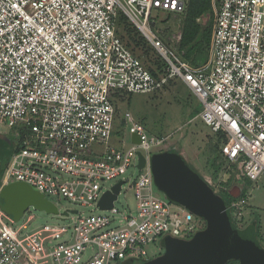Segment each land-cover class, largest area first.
Listing matches in <instances>:
<instances>
[{
	"label": "built area",
	"instance_id": "obj_1",
	"mask_svg": "<svg viewBox=\"0 0 264 264\" xmlns=\"http://www.w3.org/2000/svg\"><path fill=\"white\" fill-rule=\"evenodd\" d=\"M189 1L0 0V134L23 137L0 191L25 183L69 221L30 230L32 216L15 222L0 203V264H83L85 258V264L145 263L152 260L149 246L166 238L188 241L206 228L156 189L151 157L167 148L169 137L148 135L127 113L120 146H114L117 92L150 95L180 80L201 104L199 118L227 138L226 158L240 176L256 182L264 174V0H212L209 58L200 67L177 50L181 19L174 48L165 44L154 18L182 17ZM119 14L164 60L165 75L154 78L126 48L116 33ZM130 169L139 173L131 184L136 206L120 212L115 205L126 184L121 178ZM120 182L113 207L101 210L104 195ZM62 199L108 215L60 212ZM242 205H230L235 221Z\"/></svg>",
	"mask_w": 264,
	"mask_h": 264
},
{
	"label": "water",
	"instance_id": "obj_2",
	"mask_svg": "<svg viewBox=\"0 0 264 264\" xmlns=\"http://www.w3.org/2000/svg\"><path fill=\"white\" fill-rule=\"evenodd\" d=\"M133 143H140L136 134L133 135ZM139 163V169L146 165L142 154H139ZM151 166L156 188L171 202L185 207L205 221L206 228L188 241L166 238L165 253L143 264H228L233 260L239 264H264V246L258 239L255 225L245 230L236 226L226 200L205 178L192 170L182 154L169 151L158 153L152 156ZM122 184L118 183L104 195L99 203L101 210L113 207ZM241 191L235 187L230 193L238 198ZM0 199L3 201L2 210L15 222H19L31 208L49 215H60L52 202L25 183L5 186L0 192ZM63 216H69V212Z\"/></svg>",
	"mask_w": 264,
	"mask_h": 264
},
{
	"label": "rangeland",
	"instance_id": "obj_3",
	"mask_svg": "<svg viewBox=\"0 0 264 264\" xmlns=\"http://www.w3.org/2000/svg\"><path fill=\"white\" fill-rule=\"evenodd\" d=\"M169 15H171L170 20L167 21L166 24L163 22V25H161L162 21L166 20ZM154 18L156 20L158 19L157 29L160 30L161 35L167 36L164 40L165 44L175 48L176 43L174 42V36H176L179 32L178 25L180 23V15H177L176 13H161L155 14ZM171 88L172 89H169L167 87L166 89L164 88L161 90V92L156 93L154 99H152L153 96L151 97L150 95H135L134 102L131 103L130 107H128L126 103L118 101L116 103L118 115L120 118H124L125 114L130 113L134 119L138 121H140L142 117H145V126L147 127L148 134L158 137L151 133L163 131L164 135L169 137L166 142V150L173 148L181 153L186 158L188 164L194 167L200 176L204 177L205 180L211 183L215 192H220L223 189V183H227L229 178L232 176H234L235 180L238 181L237 178L240 174H238V171L234 168L235 165L223 162L225 151L222 144L218 147L217 151H213L212 147L218 141L217 133H214L211 128L206 126L199 117L189 120L188 115L192 107L195 106L194 104L199 103L196 96L179 81L174 82V84L171 85ZM182 92L186 95L182 96ZM189 96L190 99H193V102H191L192 105L184 107L183 99ZM1 135L0 149H3L8 145L4 142L6 135L12 137L15 136V133L6 131ZM113 144L114 146L118 145L117 142H113ZM129 144L130 138L127 136L126 145ZM156 154H158V151L154 152V155ZM214 159L217 164H219V169L216 171L218 172L217 174L211 167ZM138 175V171L134 169H130L129 171L123 173L121 179H124L126 184L115 205L120 212H124L128 209L132 211L135 210L136 203L131 189V184ZM115 183L116 182L113 181L107 184V186L110 187ZM239 183L243 189L242 193L244 192L246 197L237 200L244 201V205H242L239 210L242 214L241 220H239V222L236 221V224L238 227L245 228L257 219L259 228L264 236V174L256 182L250 181L247 178H242ZM232 185L231 189L235 185L239 186L237 182L232 183ZM157 191L162 194L158 189ZM62 201L63 202L58 205L60 212L66 209H77L86 216L96 214L108 215V212H97L96 210L94 211L93 208L76 207L63 199ZM29 216L33 217L30 230H35L36 228L46 225H62L69 223V221L63 222L57 216L49 215L45 212L31 208L28 212H26L21 224L25 222ZM199 221L201 227L204 228L206 226V222L203 220ZM67 240H69L68 237L63 238L64 242ZM148 250L150 252L151 259H154L165 253V246L163 243L158 242V244L149 246ZM85 263L86 258L84 259L83 264Z\"/></svg>",
	"mask_w": 264,
	"mask_h": 264
},
{
	"label": "trees",
	"instance_id": "obj_4",
	"mask_svg": "<svg viewBox=\"0 0 264 264\" xmlns=\"http://www.w3.org/2000/svg\"><path fill=\"white\" fill-rule=\"evenodd\" d=\"M171 15L166 18V20L162 21L161 25H163V22L166 24L167 21L170 20ZM201 17H207L209 18L208 21L205 24H202L198 21ZM181 19V41L177 46V50L181 53H183V58L185 61L189 62L194 67H200L208 61L209 58V47L211 42V36H212V29H213V23H214V13H213V7H212V0H190L186 14ZM116 33L119 36V38L122 39L123 43L125 44L126 48L132 52V54L138 58L143 65L150 71L152 76L154 78H160V76L165 75L166 73V63L164 60L152 49L151 46H149L148 42H146V39L140 34V32L133 26V24L128 20V18L124 14H119L117 23H116ZM165 34V33H164ZM163 40L167 38V36L162 35ZM165 42V41H164ZM181 82L180 80H170L164 88L167 87L169 89L171 88V85L174 84V82ZM184 84L183 82H181ZM185 85V84H184ZM186 86V85H185ZM187 87V86H186ZM163 88V89H164ZM188 88V87H187ZM168 89V90H169ZM189 89V88H188ZM190 90V89H189ZM191 91V90H190ZM161 92V91H159ZM156 92V93H159ZM192 92V91H191ZM150 94L152 99H154L155 94ZM182 92V96H184ZM134 96L132 94H127L124 92H117L114 94V100L113 103L116 106L117 110V118L115 122V129L113 132V142L119 141V139H122L125 131V120L124 118H120L118 115V108H117V102H124L127 104L128 107L131 106V103L134 102ZM181 96V95H180ZM181 96V97H182ZM182 99V98H181ZM192 100V101H191ZM184 104L183 106L186 107L188 105H192L191 102H193V99H190L189 97H186L183 99ZM195 106L192 107L188 118L189 120H193L194 118L198 117L202 111V106L200 103L194 104ZM139 117V116H138ZM145 117L141 118L140 121L136 120L137 123L142 125L145 130L147 131V127L145 126ZM155 136H158V138H164L167 137L164 135L163 131H159L156 133H151ZM2 135L0 134V137ZM218 141L215 145H213V151H217L218 147L222 144V146L226 143L227 138L222 134H217ZM9 141L6 148L0 149V186H1V180L4 176V173L6 171L7 165L10 161V158L14 152H17L22 147V141L23 137L16 138V136H9L6 135L5 141ZM10 144V145H9ZM117 146H120L119 144ZM171 153H177L180 154L178 151L174 150L173 148L169 151ZM225 163H230L229 160L226 158V153L224 154V160ZM234 165V164H233ZM192 170H194L196 173H198L194 167H192ZM215 173L219 169V164L214 159L213 165H212ZM236 169V164L234 166ZM238 181L234 180V176L230 177L227 183H223V189L220 192H217V194L221 197H223L227 204L230 206L234 201H237L239 199L245 198L246 195L243 192L242 195L237 199L234 198L231 195V186L232 183ZM240 185V184H239ZM3 201H1V204ZM234 223L236 224V221L234 219ZM255 225L257 230V236L260 241V243L264 246V236L262 235V232L259 228V224L257 222V219L251 222L248 226ZM237 226V224H236ZM206 227V226H205ZM240 228V229H246ZM164 245V241H163ZM126 264H131V262H127ZM132 264H143L134 262ZM228 264H239L238 261L233 260L228 262Z\"/></svg>",
	"mask_w": 264,
	"mask_h": 264
},
{
	"label": "crops",
	"instance_id": "obj_5",
	"mask_svg": "<svg viewBox=\"0 0 264 264\" xmlns=\"http://www.w3.org/2000/svg\"><path fill=\"white\" fill-rule=\"evenodd\" d=\"M180 53H181V52H180ZM181 54H182V57H183V53H181ZM198 117H199V116H198ZM196 118H197V117H196ZM194 119H195V118H194ZM180 154H181V153H180ZM212 165H213V164H211V167H212ZM236 167H237V169H236L235 167H234V168L238 171V174H240V173H239V167H238L237 165H236ZM212 168H213V167H212ZM198 174H199V173H198ZM201 177H202V176H201ZM203 178H204V177H203ZM242 178H243V177H240V176H239V177L237 178V180H238L239 182H241V179H242ZM234 180H235V178H234ZM206 181H207V180H206ZM235 181H236V180H235ZM207 182H208V181H207ZM208 183H209V185L211 186V183H210V182H208ZM239 184H240V183H239ZM211 187H212V186H211ZM235 187H239V188L243 191V189H242V187H241V184H240L239 186H238V185H235L233 188H235ZM233 188L230 189V190H233ZM242 191H241L240 196L242 195ZM0 192H1V191H0ZM217 192H218V191H217ZM240 196H239V197H240ZM239 197H238V198H239ZM238 198H237V199H238ZM1 201H2V200L0 199V203H1ZM2 204H3V203H2Z\"/></svg>",
	"mask_w": 264,
	"mask_h": 264
},
{
	"label": "clouds",
	"instance_id": "obj_6",
	"mask_svg": "<svg viewBox=\"0 0 264 264\" xmlns=\"http://www.w3.org/2000/svg\"><path fill=\"white\" fill-rule=\"evenodd\" d=\"M147 132V131H146ZM147 134H148V132H147ZM149 135V134H148ZM151 136V135H150ZM154 137V136H153ZM156 138H158V137H156ZM165 138V137H164ZM172 149V148H171ZM171 149H168V150H166V148L164 149V150H162V151H159L158 153H162L163 151L164 152H166V151H170ZM166 150V151H165ZM141 154V153H140ZM154 155V154H153ZM152 155V156H153ZM144 157V156H143ZM151 159H152V157H151ZM152 167V166H151ZM217 193V192H216Z\"/></svg>",
	"mask_w": 264,
	"mask_h": 264
}]
</instances>
